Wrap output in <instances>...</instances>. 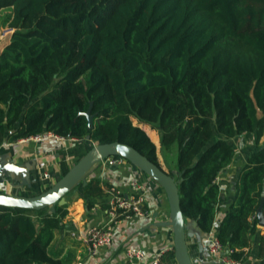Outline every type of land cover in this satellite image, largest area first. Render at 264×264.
Masks as SVG:
<instances>
[{
    "label": "trees",
    "instance_id": "16d2710c",
    "mask_svg": "<svg viewBox=\"0 0 264 264\" xmlns=\"http://www.w3.org/2000/svg\"><path fill=\"white\" fill-rule=\"evenodd\" d=\"M4 9L14 32L0 53V146L52 131L87 150L127 143L162 166L140 125L150 124L168 164L176 149L168 172L186 220L210 233L230 140L264 135V0H0ZM101 183L85 192L104 193ZM262 202L264 212L259 143L216 234L242 262ZM67 206L0 205V264H71L49 250ZM159 264H178L173 248Z\"/></svg>",
    "mask_w": 264,
    "mask_h": 264
},
{
    "label": "crops",
    "instance_id": "0c3cea01",
    "mask_svg": "<svg viewBox=\"0 0 264 264\" xmlns=\"http://www.w3.org/2000/svg\"><path fill=\"white\" fill-rule=\"evenodd\" d=\"M6 12L10 13V10ZM13 32L14 28L5 24L2 19L0 53L9 43ZM140 125L155 142L162 167L166 171L171 170L170 167L174 168L175 163L165 167L159 131L150 124ZM62 137L64 138L38 140L32 136L0 146V192L34 196L52 186L88 151L86 143L77 138ZM259 143H264V135ZM251 154L252 152L244 157L235 154L232 162L220 172L217 179L220 185L219 211L213 230L210 233L203 232L195 221H188V243L195 264H221L209 251L210 240L216 236L222 219L229 211L235 198L240 171ZM94 178L101 179L104 193L94 195L85 192L86 183ZM136 178L143 186L149 214L122 218L114 227L112 244L102 248L97 257L91 256L85 238L92 227L102 226L109 220L110 186L129 190ZM66 199L68 212L61 228L55 231L49 250L59 258L72 259L71 264H129L127 249L131 246L142 249L147 258L159 252L164 254L173 247L174 230L169 224L171 212L164 188L128 160L118 165L97 163L83 181L67 193ZM257 228L251 234V245L247 248V256L242 264H264V244L261 239L264 226L258 223Z\"/></svg>",
    "mask_w": 264,
    "mask_h": 264
},
{
    "label": "water",
    "instance_id": "95a60500",
    "mask_svg": "<svg viewBox=\"0 0 264 264\" xmlns=\"http://www.w3.org/2000/svg\"><path fill=\"white\" fill-rule=\"evenodd\" d=\"M89 127L93 126V115L89 110L86 113ZM110 156H120L130 161L152 178H154L165 190L171 212L169 224L174 230L173 249L178 264H195L190 253L188 243V228L186 217L181 208V199L177 180L162 166L154 163L146 155L135 147L120 141L109 143H97L91 147L68 171L44 192L34 196H23L0 192V205L40 210L55 204H67V193L84 179L89 170ZM257 216L259 224L264 226L263 202Z\"/></svg>",
    "mask_w": 264,
    "mask_h": 264
},
{
    "label": "built area",
    "instance_id": "2783aa9c",
    "mask_svg": "<svg viewBox=\"0 0 264 264\" xmlns=\"http://www.w3.org/2000/svg\"><path fill=\"white\" fill-rule=\"evenodd\" d=\"M49 137L64 138L52 131L35 135V138L38 140ZM124 160L126 159L123 157L110 156L101 162L107 165H118ZM45 176L48 177V174H45ZM109 194L108 222L102 226L92 227L85 238L88 253L93 257H97L102 248H106L112 244L114 227L122 218L149 214L147 199L143 192V186L138 178L132 181L129 190L112 187L109 189ZM209 251L219 259L221 264H242V261L233 256L234 249L224 245L217 236L211 238ZM127 254L129 264H159L163 252L156 253L153 257L147 258L146 253L142 249L131 246L127 249ZM95 264L102 263L96 262Z\"/></svg>",
    "mask_w": 264,
    "mask_h": 264
},
{
    "label": "rangeland",
    "instance_id": "374dc122",
    "mask_svg": "<svg viewBox=\"0 0 264 264\" xmlns=\"http://www.w3.org/2000/svg\"><path fill=\"white\" fill-rule=\"evenodd\" d=\"M8 10L9 9H4L0 11V22L2 21L3 17H6L7 15L6 11ZM135 123H137L136 120H135ZM255 136H256L255 133H251V134H245L240 137H235L234 139H231L230 141L235 148L236 154H240L242 157H244L246 154L248 155L251 152H253L255 149H257V147L259 146V143L257 142V139ZM86 149H88L87 144H86ZM166 159L167 158L165 157L164 161ZM168 160L170 161L173 160L174 163L176 162V149L175 148L168 155ZM166 162L167 160L165 161V164H166L165 167L168 166V162L167 163Z\"/></svg>",
    "mask_w": 264,
    "mask_h": 264
}]
</instances>
